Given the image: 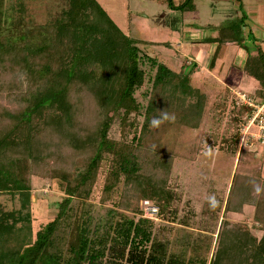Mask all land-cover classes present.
<instances>
[{
    "label": "trees",
    "instance_id": "1",
    "mask_svg": "<svg viewBox=\"0 0 264 264\" xmlns=\"http://www.w3.org/2000/svg\"><path fill=\"white\" fill-rule=\"evenodd\" d=\"M5 1L0 0V194L18 196L21 203L10 211L0 203V264H264L261 172L259 179L243 174L234 178L226 210L242 213L246 206H254V222L262 235L258 237L244 223L229 227L226 222L210 255L212 242L191 234L181 243L160 239L143 205L149 201L157 207L158 217L177 220L178 211L173 208L177 196L163 176L170 175L172 159H152L163 174H146V163L140 158L141 133L164 99L150 102L141 133L132 141H115L109 135L114 117L110 113L123 111L125 122L130 114L139 113L135 93L145 81L144 57L156 68L155 91L167 93V100L178 94L182 103L198 95L192 108L201 112L207 96L191 83L196 63L184 59L175 71L157 56L144 52L142 57L138 44L145 41L126 35L97 0H68V8L56 22L32 29L24 27L23 8L17 9L19 16L7 13ZM153 1L175 11L197 9L195 0ZM246 18L242 13L239 21L222 27L216 38H205L217 44L210 68L224 56L228 42L255 45L256 38L251 33L246 38L242 30ZM257 50V54L248 53L244 71L259 82L252 97L263 102L264 52L259 46ZM73 85L76 95L70 93ZM90 94L105 116L88 129L79 126L76 117L79 104ZM70 150L74 157L66 167L64 156ZM106 155L113 158L100 202L112 200L123 185L118 206L124 211L116 215L111 209L109 218L94 223L83 209L93 195ZM33 176L60 180L66 198L59 203L57 216L28 245L19 235L32 222ZM257 185L263 187L260 193L255 191ZM75 199L82 204L76 209L81 214L74 211Z\"/></svg>",
    "mask_w": 264,
    "mask_h": 264
},
{
    "label": "rangeland",
    "instance_id": "2",
    "mask_svg": "<svg viewBox=\"0 0 264 264\" xmlns=\"http://www.w3.org/2000/svg\"><path fill=\"white\" fill-rule=\"evenodd\" d=\"M97 1L126 35L133 39L158 43H137L142 57L144 52L157 56L158 61L175 71L181 69V59H189L190 62L197 60L201 52L210 49L211 43L205 42V38H212L217 30L232 24L241 12L245 13L242 3L240 10H237L232 7L233 1L221 0H195V12L171 10L165 4L153 0ZM175 2L180 4L183 0ZM4 5L5 11L12 12L15 16H19L17 9L22 7L24 27L32 29L56 22L69 3L68 0H6ZM142 59L141 68L146 74L145 81L135 93L140 106L139 113L130 114L126 122L123 111L110 113L109 116L114 117L109 135L115 141H132L135 134L140 135L150 102L154 99L157 101L158 97L164 99V103L161 102L162 108L158 106L156 114L150 120L160 115V111L175 116V120L165 121L158 128L149 126L141 133L140 158L146 163V174L154 171L163 174L161 170H156L152 159H172L170 175L163 176L177 196L173 207L174 211H178L177 220H164L157 213L149 212L147 217L154 220L155 235L173 244L185 241L191 234L193 238L212 242L210 255L217 246L219 232L226 226V222L230 223L227 224L229 227L244 223L260 237L262 232L256 228L258 226L254 222V206H246L242 213L226 210L229 192L237 175L259 179L261 172L264 182V147L257 142V127L249 128L246 123V118L252 111L237 104L239 93L252 97L258 82L246 75L243 81L237 82L240 90L233 92L225 89L223 82L221 87L216 88L214 85L201 86L197 80H192L193 86H201L200 90L207 96V102H203L200 112L192 108L196 107L194 104L199 99L198 95L187 98L182 103L177 98L178 94L167 100V93L163 95L160 91H155L153 79L156 68L145 57ZM202 66L207 73L208 68ZM198 70L200 71L199 67ZM75 88L74 85L71 87V94L76 95ZM104 116L105 111H102L95 96L90 94L84 96V102L79 104L76 122L79 126L86 125V128L91 129ZM129 123L134 126L131 127ZM72 157L71 150L65 154L66 167L72 162ZM105 157L93 195L83 209L86 217L92 218L94 223L109 218L111 209L116 215L124 211L118 206L124 192L123 185L115 190L112 200L105 204L100 202L103 183L113 158L111 155ZM262 180H259L260 183ZM259 187L263 188L262 185ZM31 193L32 222L30 229L22 227L19 235L20 240L28 245L33 244L37 232L57 216L59 203L66 198L64 184L60 180L38 176L32 177ZM211 195L218 202L214 209L208 204V197ZM79 202L74 200V211L81 214V209L76 210ZM0 203L10 211L18 209L21 202L18 196L0 194ZM11 245H14L13 241Z\"/></svg>",
    "mask_w": 264,
    "mask_h": 264
},
{
    "label": "crops",
    "instance_id": "3",
    "mask_svg": "<svg viewBox=\"0 0 264 264\" xmlns=\"http://www.w3.org/2000/svg\"><path fill=\"white\" fill-rule=\"evenodd\" d=\"M226 2H232L233 1V8H237V10H240V3L237 0H221ZM243 4V10H245V13L247 15L246 21L244 23V26L242 27V30L245 34V37L249 35V33L252 34V37L256 38L255 45L252 42L245 43L244 46H240L236 43L228 42L227 48L224 53V56L219 57L214 66L210 68V62L214 56V53L217 48L216 43H211L210 49L201 52L197 60H193L191 62L196 63L197 65V71L193 75V80H197L201 86H215L221 87L222 82L224 83L225 89H231L232 91L240 90L238 88V81H243L244 78H246V75H248L244 71V65L246 63L248 53L251 54H257V46H259L263 52H264V0H241ZM242 13L238 15V18L235 21H239V19L242 17ZM222 28V27H221ZM220 28V29H221ZM219 29V30H220ZM219 30H217V33L212 37L216 38ZM151 44H158L153 43L152 41H149ZM184 59H181L183 62ZM190 61V60H189ZM208 68V72L203 68ZM198 67L200 71L198 70ZM256 80V79H255ZM257 81V80H256ZM207 82V84H206ZM258 82V81H257ZM199 86V85H198ZM199 86L198 88H202ZM259 88V82L257 84L256 89L252 92L255 93L256 90ZM233 91V92H234Z\"/></svg>",
    "mask_w": 264,
    "mask_h": 264
},
{
    "label": "built area",
    "instance_id": "4",
    "mask_svg": "<svg viewBox=\"0 0 264 264\" xmlns=\"http://www.w3.org/2000/svg\"><path fill=\"white\" fill-rule=\"evenodd\" d=\"M238 105H247L252 111V114L246 118V123L251 127H257L258 133L256 134L257 142L264 146V101L260 102L254 99L253 97H247L242 92L239 93V97L237 99ZM147 214L157 213L158 209L151 202L145 201L143 203Z\"/></svg>",
    "mask_w": 264,
    "mask_h": 264
},
{
    "label": "clouds",
    "instance_id": "5",
    "mask_svg": "<svg viewBox=\"0 0 264 264\" xmlns=\"http://www.w3.org/2000/svg\"><path fill=\"white\" fill-rule=\"evenodd\" d=\"M175 120V116L174 115H170L168 112L166 111H160V115L153 117L150 121H149V126L151 128H158L162 123H164L165 121H173ZM255 191L257 193H260L262 191V189L257 185L255 186ZM217 200L215 198L214 195H211L208 197V204L210 208H215L217 206Z\"/></svg>",
    "mask_w": 264,
    "mask_h": 264
}]
</instances>
